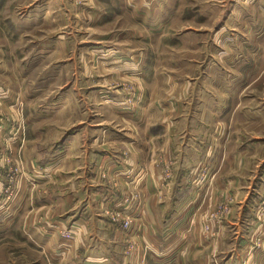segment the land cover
Returning <instances> with one entry per match:
<instances>
[{
  "label": "rangeland",
  "instance_id": "rangeland-1",
  "mask_svg": "<svg viewBox=\"0 0 264 264\" xmlns=\"http://www.w3.org/2000/svg\"><path fill=\"white\" fill-rule=\"evenodd\" d=\"M204 86L209 95L203 97ZM200 98L227 119L216 135L221 175L233 171L226 152L243 151L250 138L262 140L252 161L237 158L244 174L239 185L250 192L237 196L225 188L230 179L219 177L204 230L224 221L237 200L246 203L247 223L263 224L264 0H0V264H101L99 256L123 264L121 255L124 264H135L133 253L143 256L138 264L166 263L148 257L152 247L144 235L151 227L142 215L137 220L133 205L139 191L101 168L93 184L105 190L95 216L104 217V225L90 224L86 234L104 231L115 240L90 243L81 234L60 254L59 242L80 234L67 219L71 197L58 193L70 187L73 159L65 154L75 134L108 138L104 147L112 150L121 147L126 129L144 138L147 124L171 121L178 111L175 120L196 121ZM134 113L143 122L139 131L127 124L137 119ZM92 148L102 146L94 141ZM85 164L78 167L82 176ZM84 186L81 181L77 188ZM24 190L29 196L22 203ZM123 207L126 213L118 215ZM124 219L131 220L126 229ZM154 228L159 242L163 229ZM255 234V250L262 251L264 226ZM37 235L52 242L44 246ZM168 247L159 242L160 250Z\"/></svg>",
  "mask_w": 264,
  "mask_h": 264
},
{
  "label": "crops",
  "instance_id": "crops-1",
  "mask_svg": "<svg viewBox=\"0 0 264 264\" xmlns=\"http://www.w3.org/2000/svg\"><path fill=\"white\" fill-rule=\"evenodd\" d=\"M203 91V97L209 95L206 87ZM197 106L199 111L198 117H195L196 121L175 120L179 117L178 111L171 121L160 122V125L147 124L144 138L130 137V132L126 129L127 131L117 141L121 146L119 149L105 148L104 144L108 138L89 139L75 134V137L69 140L65 156L73 159V163L71 162L73 166L67 171L70 187L63 191L59 190L58 193L67 192L66 194L71 197L69 204L66 203L70 214L67 219L76 225L80 234H76L68 243L61 240L59 245L63 251L60 254H66L69 250L66 247L72 248V244L82 239V235L90 240V243L102 241L104 244L115 240L114 236L108 238L107 233L102 235L104 231L101 233L102 236L92 232L86 234L88 230L86 227L90 224L97 227L104 225L105 218L101 215L95 216L104 205L105 190L100 185L93 184L94 175L96 176L98 168H101L117 174L121 182H130L132 190L139 191L141 196L133 204L138 214L137 220L142 218L152 230L154 227L163 229L159 242L169 245L168 248L171 249H159L157 235L151 232V228L144 235L145 241L153 248L148 254L152 260L165 258L167 262L164 264H231L236 260L237 264L242 261L244 264H264V239L262 251L255 250V232L262 228L264 223L259 221L247 223L246 216L241 213L246 203L243 205L237 200L228 217L219 223H210L209 231H205L203 225V213L218 198L222 186L221 181H218L219 177L230 179L229 185H225V188L237 196L250 192L249 189L245 190L244 185H239V180L244 178V174L239 171V165L242 161L248 163L253 160L249 158L250 153L257 149L262 140L250 138L243 142V151L226 152L224 160L229 162V167L233 168V171L228 175H221L223 172L219 164L222 157V140L216 139V135H221L222 130L227 128L224 123L227 119L223 120V112L216 106H210L204 98H200ZM136 113L133 114V118H137L135 122L127 124L139 131L143 122L138 115L134 117ZM156 126H161L164 133L158 132ZM94 141L100 143L102 148L94 150L92 148ZM125 149L128 152L127 157H123ZM242 153L246 154L245 160ZM239 157L242 161H238ZM38 158L35 161L39 160ZM83 160L86 164L85 174L82 176L78 167ZM129 170H132V177L125 176ZM40 174L38 178L43 176V172ZM63 178H66V175ZM37 181L42 182L38 179ZM81 181L85 182L83 189L77 188ZM21 196L23 203L25 196L27 198L29 196L28 190H24ZM62 203L59 200L56 204L60 206ZM140 215L143 217L140 218ZM69 221L59 219L63 224ZM168 228L175 231L179 229L180 232L167 234L164 229ZM33 238L41 241L44 246L53 239L47 240L39 235ZM122 248L121 252L124 251ZM133 254V262L138 264L139 257L143 256ZM120 257L124 264L126 262L124 256ZM93 258L95 257L89 256L88 260ZM99 258L101 264H115V260H109L110 257ZM155 262L159 264L158 261ZM117 264L122 263L118 261Z\"/></svg>",
  "mask_w": 264,
  "mask_h": 264
},
{
  "label": "built area",
  "instance_id": "built-area-1",
  "mask_svg": "<svg viewBox=\"0 0 264 264\" xmlns=\"http://www.w3.org/2000/svg\"><path fill=\"white\" fill-rule=\"evenodd\" d=\"M127 208L128 207H126V208L123 207L120 211L117 212V214L118 215L125 214ZM227 209H228V204H225L224 205V211H226ZM130 223H131L130 219H124V221H123L124 228L126 229L127 227H129Z\"/></svg>",
  "mask_w": 264,
  "mask_h": 264
}]
</instances>
